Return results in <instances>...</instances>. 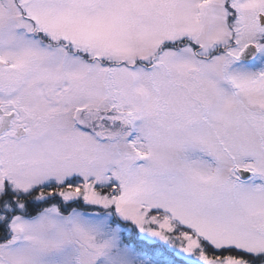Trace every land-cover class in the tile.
I'll return each instance as SVG.
<instances>
[{"label": "snow or ice", "instance_id": "snow-or-ice-1", "mask_svg": "<svg viewBox=\"0 0 264 264\" xmlns=\"http://www.w3.org/2000/svg\"><path fill=\"white\" fill-rule=\"evenodd\" d=\"M0 264H264V0H0Z\"/></svg>", "mask_w": 264, "mask_h": 264}]
</instances>
